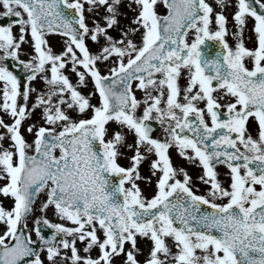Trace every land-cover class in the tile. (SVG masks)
<instances>
[{
    "label": "snow or ice",
    "instance_id": "1",
    "mask_svg": "<svg viewBox=\"0 0 264 264\" xmlns=\"http://www.w3.org/2000/svg\"><path fill=\"white\" fill-rule=\"evenodd\" d=\"M0 6V264H264V0Z\"/></svg>",
    "mask_w": 264,
    "mask_h": 264
},
{
    "label": "flooded vegetation",
    "instance_id": "2",
    "mask_svg": "<svg viewBox=\"0 0 264 264\" xmlns=\"http://www.w3.org/2000/svg\"><path fill=\"white\" fill-rule=\"evenodd\" d=\"M229 27L231 28V25H229ZM213 51H214V48H212V47L210 46V47H209V52H213ZM172 154H173V160H174V163H176V164H180V165L184 166V167L186 168V170L190 173V175L193 176V183H194L195 185H198V186H199V190H200L201 192H203V190H204V186L201 185L200 182H199L198 180L195 179L196 176H194V175L189 171V168H190V167H192V168L198 170L199 172H200V169H199L198 167L194 166L193 164H191L190 162L184 161L182 158H179L178 156H176L174 150H173V153H172ZM217 169H218V171L221 173V177H220V178H221L222 180H225L226 178L223 176V173L226 171V169H225L223 166H219V165L217 166ZM141 170L144 171V170H145V167L142 166V167H141Z\"/></svg>",
    "mask_w": 264,
    "mask_h": 264
},
{
    "label": "rangeland",
    "instance_id": "3",
    "mask_svg": "<svg viewBox=\"0 0 264 264\" xmlns=\"http://www.w3.org/2000/svg\"><path fill=\"white\" fill-rule=\"evenodd\" d=\"M3 12V8H2V6H0V13H2ZM132 13L131 12H128V15L130 16ZM49 41H50V43L51 44H53L54 45V50H59V44H58V42H57V38H55V37H50L49 38ZM157 136H163V132H162V129L160 128V130H159V132H158V134H157ZM143 186V185H142Z\"/></svg>",
    "mask_w": 264,
    "mask_h": 264
}]
</instances>
